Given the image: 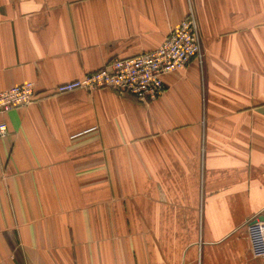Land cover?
Masks as SVG:
<instances>
[{
    "label": "crops",
    "instance_id": "0c3cea01",
    "mask_svg": "<svg viewBox=\"0 0 264 264\" xmlns=\"http://www.w3.org/2000/svg\"><path fill=\"white\" fill-rule=\"evenodd\" d=\"M190 10L203 62L155 99L52 92ZM26 81L0 114V264L263 263L264 0H0V91Z\"/></svg>",
    "mask_w": 264,
    "mask_h": 264
},
{
    "label": "built area",
    "instance_id": "2783aa9c",
    "mask_svg": "<svg viewBox=\"0 0 264 264\" xmlns=\"http://www.w3.org/2000/svg\"><path fill=\"white\" fill-rule=\"evenodd\" d=\"M191 60H196L201 65L203 51L198 25L190 10L184 19L169 31L157 48L130 57L108 59L100 68L54 86L52 92L61 94L76 89L94 91L106 88L122 96H132L140 103H147L164 91L165 73L183 69ZM38 96L39 92L31 81L1 90L0 114L26 106ZM6 133V125L0 123V137ZM250 221L259 224L264 246V220L255 217ZM262 256L264 264V252Z\"/></svg>",
    "mask_w": 264,
    "mask_h": 264
},
{
    "label": "water",
    "instance_id": "95a60500",
    "mask_svg": "<svg viewBox=\"0 0 264 264\" xmlns=\"http://www.w3.org/2000/svg\"><path fill=\"white\" fill-rule=\"evenodd\" d=\"M260 220H262V219H260Z\"/></svg>",
    "mask_w": 264,
    "mask_h": 264
}]
</instances>
